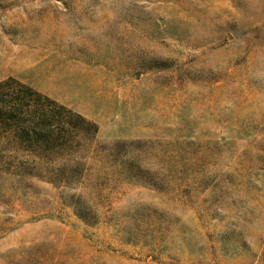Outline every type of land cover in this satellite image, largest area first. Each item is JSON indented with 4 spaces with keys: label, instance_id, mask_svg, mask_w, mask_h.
Wrapping results in <instances>:
<instances>
[{
    "label": "rangeland",
    "instance_id": "rangeland-1",
    "mask_svg": "<svg viewBox=\"0 0 264 264\" xmlns=\"http://www.w3.org/2000/svg\"><path fill=\"white\" fill-rule=\"evenodd\" d=\"M10 77L99 133L0 166V264H264V0H0Z\"/></svg>",
    "mask_w": 264,
    "mask_h": 264
},
{
    "label": "trees",
    "instance_id": "trees-1",
    "mask_svg": "<svg viewBox=\"0 0 264 264\" xmlns=\"http://www.w3.org/2000/svg\"><path fill=\"white\" fill-rule=\"evenodd\" d=\"M99 125L10 77L0 81V166L69 186L82 174L77 159Z\"/></svg>",
    "mask_w": 264,
    "mask_h": 264
}]
</instances>
